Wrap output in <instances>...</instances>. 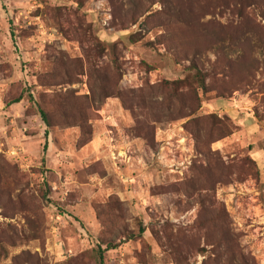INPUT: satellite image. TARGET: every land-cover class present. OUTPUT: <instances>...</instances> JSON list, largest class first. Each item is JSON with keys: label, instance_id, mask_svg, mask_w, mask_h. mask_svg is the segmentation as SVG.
Wrapping results in <instances>:
<instances>
[{"label": "rangeland", "instance_id": "rangeland-1", "mask_svg": "<svg viewBox=\"0 0 264 264\" xmlns=\"http://www.w3.org/2000/svg\"><path fill=\"white\" fill-rule=\"evenodd\" d=\"M263 156L264 0H0V264H264Z\"/></svg>", "mask_w": 264, "mask_h": 264}, {"label": "trees", "instance_id": "trees-1", "mask_svg": "<svg viewBox=\"0 0 264 264\" xmlns=\"http://www.w3.org/2000/svg\"><path fill=\"white\" fill-rule=\"evenodd\" d=\"M41 113H42V116L44 117V120L46 121V122H49L48 121V119H46L47 117H46V114L41 110ZM47 132V131H46ZM225 136V135H224ZM224 136H222V137H224ZM104 251H105V249H101L100 248V250H99V259H100V261H101V263H103L104 262Z\"/></svg>", "mask_w": 264, "mask_h": 264}, {"label": "built area", "instance_id": "built-area-1", "mask_svg": "<svg viewBox=\"0 0 264 264\" xmlns=\"http://www.w3.org/2000/svg\"><path fill=\"white\" fill-rule=\"evenodd\" d=\"M163 149V148H162ZM161 159H164L165 156L163 155L162 151L160 152V156H159Z\"/></svg>", "mask_w": 264, "mask_h": 264}, {"label": "crops", "instance_id": "crops-1", "mask_svg": "<svg viewBox=\"0 0 264 264\" xmlns=\"http://www.w3.org/2000/svg\"><path fill=\"white\" fill-rule=\"evenodd\" d=\"M264 157V156H263Z\"/></svg>", "mask_w": 264, "mask_h": 264}]
</instances>
